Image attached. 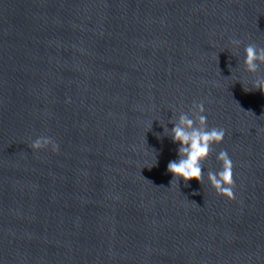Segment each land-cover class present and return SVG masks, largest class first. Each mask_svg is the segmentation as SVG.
I'll use <instances>...</instances> for the list:
<instances>
[{
  "label": "clouds",
  "instance_id": "9594fccd",
  "mask_svg": "<svg viewBox=\"0 0 264 264\" xmlns=\"http://www.w3.org/2000/svg\"><path fill=\"white\" fill-rule=\"evenodd\" d=\"M230 44L239 46L241 41L232 39ZM244 54V65L246 70L250 73L259 71L260 65L264 64V47H259L255 43L247 44L244 47ZM229 70L231 72V65H229ZM244 90L246 92L259 90L264 93V79H259L254 82L251 90L246 88H244ZM192 107L195 110L194 117L181 114L177 120L170 121L173 124L170 133L171 139L173 143L179 144L177 153L178 160L170 161L167 165V171L173 176L170 185L173 183L178 185L180 179H183L185 184L193 179L203 184V162L207 160L209 155L213 152L212 146L222 143L225 136L224 129L216 127L211 129L208 128L207 117L203 114L205 108L202 102L193 104ZM49 146L54 153L59 151V145L47 136L38 137L29 145L33 151L47 149ZM217 160L221 164V170L218 172L208 171V183L218 195H222L230 200H235L233 161L226 150H221L218 153ZM192 202L195 203L194 201Z\"/></svg>",
  "mask_w": 264,
  "mask_h": 264
}]
</instances>
